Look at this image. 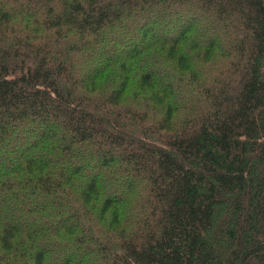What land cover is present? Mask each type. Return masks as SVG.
Listing matches in <instances>:
<instances>
[{
    "label": "trees",
    "instance_id": "1",
    "mask_svg": "<svg viewBox=\"0 0 264 264\" xmlns=\"http://www.w3.org/2000/svg\"><path fill=\"white\" fill-rule=\"evenodd\" d=\"M0 157V264H264V0H0Z\"/></svg>",
    "mask_w": 264,
    "mask_h": 264
},
{
    "label": "rangeland",
    "instance_id": "2",
    "mask_svg": "<svg viewBox=\"0 0 264 264\" xmlns=\"http://www.w3.org/2000/svg\"><path fill=\"white\" fill-rule=\"evenodd\" d=\"M158 13H160V12H158ZM162 14H164V13H162ZM194 16H196L197 19H199V17H200V15H198V14H195ZM160 23H162V21H160L158 19H156L155 23H153V27L151 28V30H149V33H148L150 35V38H155V39L161 38V36H159V30H160L159 29V25H160ZM156 26L158 28L157 30L155 29ZM201 26H202V23L199 20L197 22H195L196 29L207 31L206 28H208V27H204V28L201 29ZM165 31H167V30L165 29ZM200 33L201 34H205L203 32H200ZM211 34L214 35V38L216 37L215 39H218L217 34L215 32L212 31ZM113 43H115L113 39L110 40V42H106V41H103L102 42V46H104L107 49V51L105 52V54L102 55L103 57L109 56L110 54H116V49L112 45ZM139 44H140V37H139V35H135L133 37L131 36L130 39L126 42V46H129L132 49L133 48H136ZM102 56H99L98 58H100V57L103 58ZM98 58L97 59H93V60L91 59L90 60L92 66H97L100 63V60H98ZM132 85L133 84H131V86ZM128 90H130V87L128 88ZM137 91L140 92L139 89H137L136 92ZM129 97H130V94H129ZM136 99L138 100V95H136ZM52 123L54 124V123H56V121L55 120H52ZM22 145H23V148H22V152H23V149L25 147V142ZM76 149H77V147L74 146L73 151H75ZM79 151H81L84 155L93 154V152H92L93 150L92 149H87V148H85V146L82 147L81 150H79ZM90 158L91 159H88V160H91V162H92V160H94V164H95L96 163L95 156L92 155V156H90ZM1 162H2V158L0 157V163ZM87 165H88V163L86 161L80 163V166L82 168L87 167ZM0 169H1V166H0ZM129 176H130V173H129ZM98 180H99V183H104V175L100 174V176H98ZM112 190H113V188H112ZM112 194H114V193H112ZM6 203L7 202H5V204H3V207H5L7 205ZM10 210H11V208H10ZM11 218H13V216H11ZM13 219H14L13 220L14 222H13L12 225H16L17 222L21 223L22 221L25 222V223H29V220L26 219V218L25 219H20V217H17L16 216ZM69 255L71 256L72 259L76 260L77 258H79V256L81 254H79V253L74 254V253L70 252Z\"/></svg>",
    "mask_w": 264,
    "mask_h": 264
}]
</instances>
